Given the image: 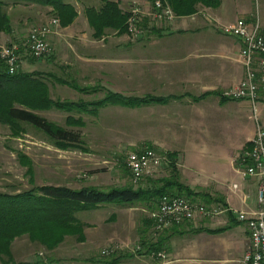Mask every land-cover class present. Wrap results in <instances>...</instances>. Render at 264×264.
Segmentation results:
<instances>
[{"label": "crops", "instance_id": "crops-1", "mask_svg": "<svg viewBox=\"0 0 264 264\" xmlns=\"http://www.w3.org/2000/svg\"><path fill=\"white\" fill-rule=\"evenodd\" d=\"M64 1L74 5L76 18L47 36L53 52L42 59L31 58L25 65L28 71H40L58 83L63 79V83L56 88L60 90L61 87L67 95H60L58 99H66L70 94L71 98L68 99L75 100L80 93L98 99L108 91L134 97H166L158 102L123 104L129 108L128 111H125V107H117L122 103L108 104L101 107L98 114H102L101 119L106 125L115 124L114 127L118 123L113 113L114 107L118 112L139 115L140 120L152 119L155 124L152 134L142 136L137 144L153 146L164 152H176L184 164L182 171L186 183L195 190L207 193L210 205L224 204L249 214L257 211L260 179L244 178L239 172L242 165L237 157L256 135L258 124L264 126V83L259 84L255 107L249 99L235 100L221 96L222 89L240 81L245 74L242 63L236 59L243 45L241 40L224 34L217 23L210 24L202 17H178L169 27L155 28L136 40L131 39L128 33L110 28L102 36L96 37L86 9H101L103 0H95V7L87 6L85 0ZM112 1L117 2L124 11L129 10L133 3L145 10L153 5L152 0ZM4 3L8 7L11 4V10L32 6L35 12L33 16L25 17L27 23L48 20L54 16L50 5L17 0ZM213 9L219 21L228 22L239 18L237 16L246 18L250 24L256 20L257 13L247 3H238L237 0H222ZM257 19L264 35V19L259 13ZM11 21L12 32H0L3 43L24 40H17L20 36H17V29L13 25V16ZM21 24L22 20L19 19ZM50 86L55 88L52 83ZM84 87H90V90H80ZM238 107H242L241 110ZM257 107L259 118L252 111V108L257 111ZM145 121L139 122V130L141 126L144 128ZM235 183L238 184L237 188L232 187ZM105 204L93 210L97 212ZM111 204L108 216L98 215L97 219L89 221L77 216L84 224V239L79 242L82 253L75 252L76 246L65 253L68 246L64 244L53 251L39 246L33 248L35 250L31 255L22 259L14 257V261L24 260L28 264H108L105 259L92 254L93 247L88 242L97 241L101 245L100 250L117 244L120 249L115 254H129L115 264H242L250 242L246 221L234 219L227 213L221 225H201L211 229L225 227L221 232H194L185 228L184 233H172L168 230L166 234H170V238L174 235L185 237L182 253L175 252L173 239L170 241V238L166 244L173 250H169L168 254L163 250L166 254L164 258L155 251L151 254L144 252L143 246L139 252L140 243L131 239L143 222L149 225L150 212L157 206L148 208L144 204ZM108 222L110 225L106 226ZM41 250L45 252L44 257L38 255ZM0 264H5L1 258Z\"/></svg>", "mask_w": 264, "mask_h": 264}, {"label": "trees", "instance_id": "trees-1", "mask_svg": "<svg viewBox=\"0 0 264 264\" xmlns=\"http://www.w3.org/2000/svg\"><path fill=\"white\" fill-rule=\"evenodd\" d=\"M18 1V0H17ZM52 6V11L66 26L74 21L77 10L71 3L64 0H20ZM153 4L155 0H152ZM164 4H169L177 16L188 15L198 10L199 5L216 8L221 0H161ZM101 9L93 7L86 9L89 23L94 29L96 37L103 35L107 28L115 29L120 33H127L128 18L130 9L122 10L119 4L112 0H103ZM153 9V8H152ZM151 8L149 9L152 10ZM159 21L153 16L140 18V24L145 29L148 27L154 30L159 27ZM13 30L11 19L5 9V3L0 0V32L11 33ZM53 52V50H52ZM51 52V53H52ZM50 53V54H51ZM50 54L46 55L49 56ZM45 56V57H46ZM29 59L34 58L28 55ZM42 59V58H41ZM60 80V79H59ZM63 80V79H62ZM60 80V83L63 81ZM95 89V88H93ZM92 89V90H93ZM49 82L45 74L40 71L21 70L10 73L5 63L0 60V121L12 124L15 128H20L21 123H31L40 129L61 146H79L82 142L81 134L64 126L57 125L40 114V111L52 108L97 114L99 109L108 104L133 105L144 102L163 101L166 97L156 95H146L143 97L125 96L117 92L108 91L105 96L98 99L71 100L53 98L50 94ZM82 91L90 90V87L81 88ZM222 98L233 99L225 97ZM68 125L83 124L82 117L68 115ZM251 145L248 142L243 148ZM152 147L153 146H148ZM142 150V149H141ZM138 151V150H136ZM169 173L165 176L154 178L147 177V183L135 185L136 183L111 186L102 188L99 186H83L72 188L64 185H33L31 188L23 189L19 192H8L0 190V255L3 263L14 262L11 244L15 238L28 235L31 241L39 242L47 250L59 246L66 235H77L81 241L84 239L83 222L77 217L79 210L94 208L105 203H117L122 205L144 204L148 208L158 205L160 198L165 195H181L193 201H201L210 205L211 200L207 198V193L195 190L182 180V172L178 166V156L176 152H166ZM223 206H227L222 204ZM228 215L238 219L236 214L228 210ZM147 221V219H145ZM241 221V220H240ZM149 225L153 226L152 219ZM184 224H174L166 228L167 231L184 233ZM164 229L163 231L165 232ZM225 227L207 228L191 227L194 232L208 231L210 233L221 232ZM163 231H156L153 227V234H159L155 242L149 241L148 250L160 251L165 242L169 240L170 234L162 235ZM156 234H154L156 236ZM142 250V246L138 251ZM129 254H112L103 258L108 264H115ZM29 262H18L17 264H28ZM50 264V263H46Z\"/></svg>", "mask_w": 264, "mask_h": 264}, {"label": "rangeland", "instance_id": "rangeland-1", "mask_svg": "<svg viewBox=\"0 0 264 264\" xmlns=\"http://www.w3.org/2000/svg\"><path fill=\"white\" fill-rule=\"evenodd\" d=\"M3 1L15 2V0H3ZM237 2L242 4L247 3L249 7H251L257 14L259 13V16L264 19V0H237ZM85 3H87L86 4L87 6L89 5L94 7L97 6L95 0H85ZM133 5H137V3H133L132 6ZM10 6L11 4H9V7L5 6V9L7 12H9L8 15L10 19L13 16L14 19L13 25L17 29V33H18L17 36H20L17 40L26 39L29 34V31L34 26L51 22L53 19H57V24H54L55 26H53L54 28L53 32H56V29L58 30V28H60V26L62 25L60 18L55 13H52L54 16L50 17L48 20L46 19L44 21H29L27 23V21L25 22V17L33 16L35 9L32 8V6H29V7H17L16 9L13 8L11 10ZM152 7L153 5L151 6V8ZM167 7L170 8L168 13H166L168 14V16L165 14L162 16L163 19L159 21V27L157 28L160 27L163 28L165 26L169 27L170 23H172L178 17H190L192 19L195 18L197 19L199 17H202L205 21H207L210 24L217 23L218 27L221 30V27H223L225 23L233 22L239 18H242L240 16H237L239 18L228 22L219 21L213 14V10H214L213 7H208L204 5H199L198 10L194 13L177 16L169 4L167 5ZM143 10H145V8H143ZM150 13L151 12L149 10H146L145 13H143V15L150 16ZM257 14L255 16L256 20L254 22L258 21ZM49 16L50 14H48V17ZM19 19L22 20L21 25H19ZM185 20L188 21L189 19H185ZM146 31L150 32L151 30L150 28L147 27ZM128 35L131 39H133L130 33H128ZM15 42H20V41H15ZM0 44H5V43H3V41H1L0 39ZM236 59L239 62H241L244 67L245 74L241 79L243 80L246 76V67L244 64V60L240 56V52L236 56ZM29 61L30 59H28L27 56H23L22 64L19 67V69L28 70L25 67V65ZM45 78L48 80V82L50 81V83H52V86H55V88L54 87L51 88L49 83V87H50L49 91L53 98H60V95L61 96L67 95V93L61 90V87L60 90L59 88H56L58 87L57 85L60 84L56 79L51 78L46 74H45ZM78 80H80V77H78ZM241 80L222 89V92L237 86V84H239ZM70 91L73 92L74 90L70 89ZM90 94L93 95V93ZM69 95L67 97L71 98L69 97ZM80 96L83 99L80 98ZM94 97L95 96H91V95L86 96L80 93L78 98H74V99L91 101L95 99ZM235 100H239V99H235ZM117 107H125V105L122 104L121 106H117ZM238 108L241 110L242 107H238ZM115 109L117 108L114 107L113 113L118 119V123L116 124L117 127H114L115 124L112 125L111 123H109V125H106L104 119H101V117L103 118L101 113L100 115L98 113L93 114V113H88L86 111L85 112L84 111L79 112L78 110L66 111L56 108L40 111V114L46 117L51 122L57 125L64 126L66 129L79 132L81 134V138L83 142L79 146H68V147L61 146L55 141L54 138H51L44 132L40 131V129L38 130V128L31 123H26V122L21 123L22 126L20 128H15L10 123L0 121V190L8 191V192H19L23 189L31 188L33 185H43V184L64 185L72 188H81L83 186H92V185L99 186L102 188H109L111 186L132 184L133 182L132 178L130 179L131 171L127 164L128 154L132 151H135V149L138 148L141 149L147 147L146 144H137L136 142L141 140L140 138L142 136L151 135L153 132V126H155V124L154 121H152V119H149L147 121L140 120L139 115H130L127 114V112H118ZM128 110L129 108L125 107V111ZM252 111L256 114L257 118L260 117V111L258 107H257V111L256 110L254 111L253 108ZM108 112L110 113L111 111L108 110ZM68 115H74L75 117H82L83 124L80 123L78 125H68L66 122ZM140 121H145V124H144V128L142 129L141 126L139 130ZM104 124L106 128H104ZM132 143L135 145H132ZM153 148L156 149L158 153L162 155H166V152L160 151L155 147ZM177 160H178V166L182 172V180L186 182V178L182 171L184 168V164L181 163L179 159ZM168 161L169 160L166 156L165 161L163 162L161 167L154 170L151 173V175L144 176L135 185L147 183L146 180L147 177L158 178L167 175L169 171L168 168H166L165 163H168ZM128 171L130 172V177ZM232 187L234 188L233 185ZM198 188H202V187L198 186ZM200 203L204 204V202H200ZM111 205H112L111 203L105 204L101 206L97 212L93 210L95 208L94 207L90 209L79 210L76 214L81 220H86V221L97 219L98 215L99 217L100 216L105 217L110 215V210L112 209ZM221 206L223 207V205ZM226 207L236 214L237 213L240 214L241 212H243L245 217L250 216V214L253 213L252 212L249 214L245 211L233 210L228 205ZM226 218H227V213H222L215 216H209L206 214H196L194 218H192L191 220H184L175 224L183 223L184 227L186 226L187 229L191 227L201 226L202 224L209 226L210 225L218 226L224 223L223 221ZM109 225H110L109 222L106 223V226ZM166 233H167V229L165 230V232L163 231L161 234L165 235ZM154 234H153V226H150L146 224V222L145 223L143 222L142 226H138V230L136 231L135 237L131 240L133 242H137V243L139 242L140 243L139 245L143 246V251L145 252L148 250L149 241L155 242L158 239L159 234H156L157 237ZM172 239H173L172 243H174L175 246L174 247L175 252L177 251L181 252L185 246V241H186L185 237L183 235L182 236L174 235L173 237L170 238V241ZM14 241L12 242V244L15 243L13 257L20 259L31 255V252L35 250L33 248L42 246L39 242L31 241L28 235L19 236L15 238ZM168 241L169 240H167L163 245V247L160 249V251L165 250L167 254L169 253V250L171 251L173 250L167 247L166 243ZM79 242L80 240L77 238V235L69 234L65 236L64 240L60 242L59 246L61 244L68 246L65 253H69L70 250L68 249H72V247L74 248V246H76L74 250L76 253L79 254L82 253V247L80 246ZM98 243L99 242L97 241L88 242V245L93 247L92 254L96 255L97 257L99 256L101 258L112 256V255H103L101 253L103 248L100 250L101 245H98ZM12 244H11V250H12ZM59 246L48 251L56 250ZM116 246L119 247L118 248L119 250L120 246L117 244ZM43 248L47 250L45 247ZM43 251L44 250H41L40 254L38 255L44 257L45 252ZM1 257L7 258L4 255H0V258ZM181 257H183V255H181ZM153 259L154 261H158L157 258H153ZM21 261L26 262L24 260H20L8 264H17L18 262Z\"/></svg>", "mask_w": 264, "mask_h": 264}, {"label": "built area", "instance_id": "built-area-1", "mask_svg": "<svg viewBox=\"0 0 264 264\" xmlns=\"http://www.w3.org/2000/svg\"><path fill=\"white\" fill-rule=\"evenodd\" d=\"M167 5L161 0H155L150 16L162 20L164 14L168 16L166 13L170 8ZM145 11L138 4L130 8L128 33L135 40L147 34L146 29L140 24V18ZM54 24H57V19L34 26L27 38L21 42L0 44V60L5 63L10 73L19 70L23 56L31 55L36 59H41L52 52L53 47L46 36L53 32ZM221 31L241 40L243 45L240 56L246 67L245 78L237 86L222 92V95L233 99H249L255 107L259 84L264 83V35L261 32L259 21L250 24L246 18L242 17L225 23ZM250 142L251 145L243 149L237 159L242 165L239 172L244 178L258 177L260 179L258 184L259 208L247 217L243 212L235 214L239 220L246 221L250 232V242L243 255L242 264H264V126L258 124L257 133ZM165 157L152 147L130 152L127 164L133 183H138L144 176L151 175L154 170L161 167ZM233 186L237 188L238 184L235 183ZM228 210L227 207L221 205L207 206L185 196L165 194L160 198L157 207L151 210L150 218L154 229L160 232L175 223L191 220L196 214L215 216L227 213ZM118 248L116 245H109L104 247L101 253L112 255L118 251ZM155 253L159 257H166L164 251Z\"/></svg>", "mask_w": 264, "mask_h": 264}]
</instances>
